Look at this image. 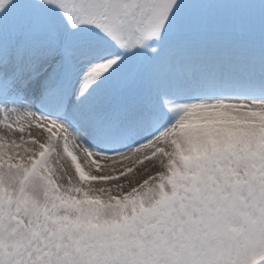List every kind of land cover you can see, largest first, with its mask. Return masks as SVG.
Returning a JSON list of instances; mask_svg holds the SVG:
<instances>
[{
    "label": "snow or ice",
    "instance_id": "obj_1",
    "mask_svg": "<svg viewBox=\"0 0 264 264\" xmlns=\"http://www.w3.org/2000/svg\"><path fill=\"white\" fill-rule=\"evenodd\" d=\"M0 264H264V0H0Z\"/></svg>",
    "mask_w": 264,
    "mask_h": 264
}]
</instances>
